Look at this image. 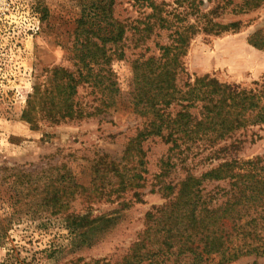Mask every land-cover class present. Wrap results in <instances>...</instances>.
<instances>
[{
	"label": "rangeland",
	"instance_id": "obj_1",
	"mask_svg": "<svg viewBox=\"0 0 264 264\" xmlns=\"http://www.w3.org/2000/svg\"><path fill=\"white\" fill-rule=\"evenodd\" d=\"M115 1V17L126 26L121 43L125 58H119L117 53L112 63L120 90L117 103L108 107L105 94L93 87L92 82L82 83L72 97L82 118L52 124L50 115L59 114L48 112L51 101L56 97L54 104L60 105L63 100L49 80L55 82L56 69L79 75L82 66L77 55H81L85 33L77 32V28L89 1L0 0V224L8 227L0 243V264L120 261L145 229L146 214L166 203L158 192L156 176L160 174L161 161L171 154L169 145L156 139L144 144L148 173L145 187L139 190V200L129 192L118 199L116 194H110L111 202L81 204L79 198L71 204L69 213L101 219L98 225L109 222L114 226L109 232L81 244L82 236L70 234L63 216L51 217L46 209L40 208L42 201L57 194L62 179L72 177L89 187L92 165L106 155L119 161L142 125L130 107L131 64L140 55L157 53L155 44L164 45L169 37L162 31L147 46L138 44L134 28L143 27L150 11L128 0ZM152 1L163 8L162 16L179 26L195 24V18H188L179 4L186 5L187 1ZM196 3L203 14L210 13L208 18L200 13L198 23L203 25L212 20L221 27L233 24L236 27L218 36L186 33L191 41L182 60L191 82L207 76L221 84L237 85L241 90L264 92V0L255 8L243 7L244 0ZM110 47L109 44L107 48ZM186 83L185 75L178 85L183 89ZM181 109L174 108L173 117ZM27 119L36 124L28 123ZM230 142L235 143L230 158L240 161L260 158L264 165V125L241 130ZM203 155L192 158L189 169L196 176L220 163L210 164L206 159L199 162ZM177 164L179 171L171 175L175 182L186 177L180 163ZM216 187V183L211 184L207 190ZM117 189L106 184L108 192ZM231 264H264V258L243 257Z\"/></svg>",
	"mask_w": 264,
	"mask_h": 264
},
{
	"label": "trees",
	"instance_id": "obj_2",
	"mask_svg": "<svg viewBox=\"0 0 264 264\" xmlns=\"http://www.w3.org/2000/svg\"><path fill=\"white\" fill-rule=\"evenodd\" d=\"M88 1L77 28V32L85 33L81 55H77L82 69L79 75L56 69L55 82L49 80L63 100L60 105L54 104L56 97L51 101L48 112L59 114L50 115L52 124L82 118V112L72 101L82 83L92 82L106 95L108 107L115 106L120 94L112 63L117 53L119 58H125L121 43L126 26L115 17V0ZM186 1V5L179 4L188 18H195V24L179 26L162 16L163 8L154 1L128 0L150 11L143 27L134 28L138 44L147 46L162 31L169 37L166 44H155L157 53L140 55L131 64L130 107L142 125L119 161L106 155L92 165L91 186L79 184L72 177L62 179L57 194L41 203L40 208L51 217L63 216L70 234L82 236L81 244L92 242L91 237L103 235L114 226L109 222L98 225L101 219L69 213L71 204L79 198L81 204L111 202L110 194H116L118 199L129 192L139 200V190L145 187L148 173L144 144L160 139L169 145L171 155L161 161L160 174L156 176L158 192L166 203L146 214L145 229L122 260L84 264H231L243 257L264 258L263 160L230 158L235 149V143L230 141L236 133L264 125V92L241 90L237 85L221 84L207 76L191 82L182 60L191 41L186 33L218 36L236 25L221 27L212 20L202 25L198 23L200 13L207 18L210 13L203 14L198 0ZM262 2L244 0L242 6L255 8ZM185 75L188 83L181 89L178 82ZM176 107L183 109L173 117L171 111ZM27 122L36 124L34 120ZM201 155L199 162L206 159L210 164L220 163L196 176L189 167L192 158ZM176 160L181 171L186 172V177L178 182L171 179L179 171ZM110 183L118 189L106 191V184L111 186ZM215 183L217 187L208 191L207 186ZM220 184L224 187L219 188ZM2 227L5 229H0V243L8 229Z\"/></svg>",
	"mask_w": 264,
	"mask_h": 264
}]
</instances>
